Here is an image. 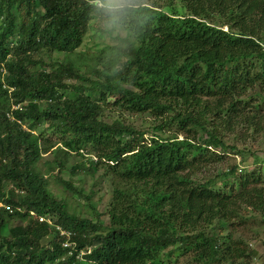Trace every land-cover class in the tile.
<instances>
[{
	"label": "trees",
	"instance_id": "16d2710c",
	"mask_svg": "<svg viewBox=\"0 0 264 264\" xmlns=\"http://www.w3.org/2000/svg\"><path fill=\"white\" fill-rule=\"evenodd\" d=\"M113 3L0 0V204L14 209L0 206V264H252L236 234L264 231V168L195 176L225 150L244 163L225 142L239 127L264 133L250 98L264 94V0ZM92 28L110 43L79 51ZM137 117L155 123L148 139ZM95 169L112 190L101 211L60 175Z\"/></svg>",
	"mask_w": 264,
	"mask_h": 264
},
{
	"label": "rangeland",
	"instance_id": "374dc122",
	"mask_svg": "<svg viewBox=\"0 0 264 264\" xmlns=\"http://www.w3.org/2000/svg\"><path fill=\"white\" fill-rule=\"evenodd\" d=\"M108 1L112 3L115 2V0H108ZM222 26L224 30L228 29L227 26L225 25H222ZM98 37H103V39L106 40V43H110L109 39L106 38V35H103L100 32L97 34V32L92 28V29H89L88 35L84 41V45L81 47L79 51H84L85 47L91 49V47L95 45L94 43L98 40ZM97 42H99V40ZM53 58H58V56L55 54L53 55ZM253 62L258 67V62L256 60H253ZM259 89L260 88L256 87L255 91H253L250 94V98H254L253 104L255 106L254 107L255 109H253V112H257V113L264 109V103L255 95L257 92L259 95L264 96L263 93H260ZM126 121L130 124L131 120L129 119V116L126 119ZM132 121L134 122V126L136 128L141 129L146 132L144 135V138L148 139L150 136V132H152L151 125L155 123L149 122V119L147 117L132 118ZM36 132L38 133V131ZM241 134H243L242 138H240ZM225 142L229 144V146H234L235 151L239 150L242 152L241 156L244 160V163L243 164L241 163V157L236 155V153L234 152L232 153L229 150H225L224 154L226 157L223 159L222 162L219 163L217 168L209 169L208 167L202 173L197 174L195 176V180L197 182H205L208 179H210L211 176L214 174H218L219 176V173L224 172L226 168L234 164H238L242 168H247L246 171H252V170L262 171L263 170L264 163H262V161L264 162V133L257 134L252 129L245 130L239 127L234 135L225 137ZM51 160H52V154L48 153L47 155L43 156V159L41 162L42 163L46 161L50 162ZM79 161L80 159L78 157H72L68 162V166L75 165ZM103 174H104V170L95 169V172L93 175L79 174V175L70 177L68 170H65L60 175H61L62 180H68L69 178L76 180L75 181L76 185H80L81 188L85 190L86 192H90V190H92L94 192V195L92 196V201L94 205L97 207L96 208L97 211H101L103 206L110 200L111 192H112L111 187L108 183V180ZM262 175H264V172ZM215 176L212 177L210 180H216ZM49 181H51L50 187L56 194L61 192L62 195L66 196L67 198L68 197L70 198L72 205L76 206L74 202L75 201L78 202V201L74 198L78 199L77 196L72 198L71 196L72 193H70L69 191L63 192L62 187L55 180L50 179ZM216 181H217V184L219 185L220 184L219 181L218 180ZM79 203L82 204L83 200L79 199ZM80 209H81L80 207H77L76 210H80ZM243 210H244V214H248L249 218H253L249 222L250 224H253L254 227H256L257 225L254 223H258L260 221L261 219L260 214H257V213L251 214L248 211L246 212L247 209H243ZM83 214L86 215V212H84ZM29 215L32 216L31 214ZM103 221L106 223L107 222L106 218L103 217ZM237 230L238 231H237L236 237H238L239 235H242L245 240L247 239L249 248L255 245V243L257 242L256 240H260V239L264 240V231H262V229H260V233H258L256 232L257 229L255 228L252 229V227L249 228V226L245 224V226H239ZM180 262H183L185 264L190 263L187 256L181 258Z\"/></svg>",
	"mask_w": 264,
	"mask_h": 264
},
{
	"label": "crops",
	"instance_id": "0c3cea01",
	"mask_svg": "<svg viewBox=\"0 0 264 264\" xmlns=\"http://www.w3.org/2000/svg\"><path fill=\"white\" fill-rule=\"evenodd\" d=\"M254 246L251 248H254L255 255L252 259V264H264V240H256ZM255 242V241H254Z\"/></svg>",
	"mask_w": 264,
	"mask_h": 264
},
{
	"label": "built area",
	"instance_id": "2783aa9c",
	"mask_svg": "<svg viewBox=\"0 0 264 264\" xmlns=\"http://www.w3.org/2000/svg\"><path fill=\"white\" fill-rule=\"evenodd\" d=\"M16 108V107H14ZM1 207L5 208L9 213H12L13 212V208L10 207L9 205H5V204H0ZM32 216L36 217L38 219L39 222H45V223H51L50 220L44 216H35L32 212L30 213ZM61 235H65V236H68L69 233L67 232H61ZM64 247H68L70 246V243L66 242L64 243L63 245Z\"/></svg>",
	"mask_w": 264,
	"mask_h": 264
},
{
	"label": "clouds",
	"instance_id": "9594fccd",
	"mask_svg": "<svg viewBox=\"0 0 264 264\" xmlns=\"http://www.w3.org/2000/svg\"><path fill=\"white\" fill-rule=\"evenodd\" d=\"M126 4H128V0H115V2L113 4H110L108 7H109V9H112V8L123 7ZM223 30H224V28H223ZM225 31H227V30H225Z\"/></svg>",
	"mask_w": 264,
	"mask_h": 264
}]
</instances>
